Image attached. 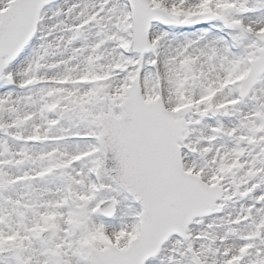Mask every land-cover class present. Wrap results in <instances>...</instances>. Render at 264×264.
<instances>
[{"label": "snow or ice", "instance_id": "6c2138e0", "mask_svg": "<svg viewBox=\"0 0 264 264\" xmlns=\"http://www.w3.org/2000/svg\"><path fill=\"white\" fill-rule=\"evenodd\" d=\"M0 264H264V0H0Z\"/></svg>", "mask_w": 264, "mask_h": 264}]
</instances>
